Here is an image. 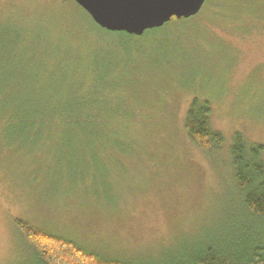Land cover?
Returning a JSON list of instances; mask_svg holds the SVG:
<instances>
[{
    "label": "rangeland",
    "instance_id": "obj_1",
    "mask_svg": "<svg viewBox=\"0 0 264 264\" xmlns=\"http://www.w3.org/2000/svg\"><path fill=\"white\" fill-rule=\"evenodd\" d=\"M232 17L182 36L190 51L154 48L143 61L132 50L136 66L94 69L90 86L127 92L118 105L125 118L113 117L105 138L60 124L33 142L0 126V264H37L16 220L105 259L141 264L182 263L244 224L231 147L237 133L264 146V24ZM0 25L61 54L73 42L106 39L74 0H0ZM75 61L86 70L81 56ZM196 97L211 103L219 149L203 151L185 130Z\"/></svg>",
    "mask_w": 264,
    "mask_h": 264
},
{
    "label": "trees",
    "instance_id": "obj_2",
    "mask_svg": "<svg viewBox=\"0 0 264 264\" xmlns=\"http://www.w3.org/2000/svg\"><path fill=\"white\" fill-rule=\"evenodd\" d=\"M230 11L234 15L232 18L245 21L250 27L264 24V0H207L198 15L173 18L163 27L147 30L141 36L107 31L91 18L106 39L90 38L85 45L73 42L63 55L59 50L50 49L49 52V46L34 48L37 40L27 43L24 30L0 25V126L6 132H16L18 139L33 142L43 138L44 130L60 124L87 127L90 139L105 138L102 132H108L111 121H117L113 117H124L118 105L127 92L125 90L122 98L116 96L117 90L113 87H92L89 84L91 75L100 72L101 67L102 71L111 73L123 63L136 66L138 60L131 59L133 53L144 61L155 54L154 48L169 49L167 53L190 51V39L183 41L182 36L193 34L196 28H205V23L211 25L219 18L226 19ZM80 49L85 52L79 54ZM124 52L129 55L125 56ZM55 54L62 56V66L52 61ZM123 55L127 62H121ZM79 56L84 62L82 67L86 66L82 72L78 71L81 67L75 61ZM111 56L118 61L107 60ZM103 59L107 62L104 67ZM111 99L117 102L113 106ZM211 114L210 101L196 97L185 116L184 127L191 142L206 152L219 149L224 141L222 134L212 128ZM263 153V145H248L240 133L236 134L231 157L235 181L242 195L245 222L236 226L233 235L220 244L204 247L179 264H264ZM16 224L33 250L37 264H141L105 259L71 240L37 230L21 220H16Z\"/></svg>",
    "mask_w": 264,
    "mask_h": 264
},
{
    "label": "water",
    "instance_id": "obj_3",
    "mask_svg": "<svg viewBox=\"0 0 264 264\" xmlns=\"http://www.w3.org/2000/svg\"><path fill=\"white\" fill-rule=\"evenodd\" d=\"M102 29L141 36L173 18L198 15L207 0H74Z\"/></svg>",
    "mask_w": 264,
    "mask_h": 264
}]
</instances>
